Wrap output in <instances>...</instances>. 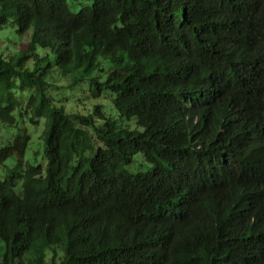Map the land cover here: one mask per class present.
Here are the masks:
<instances>
[{
	"label": "trees",
	"instance_id": "1",
	"mask_svg": "<svg viewBox=\"0 0 264 264\" xmlns=\"http://www.w3.org/2000/svg\"><path fill=\"white\" fill-rule=\"evenodd\" d=\"M9 23L0 264H264V0H0ZM85 76L117 118L47 92Z\"/></svg>",
	"mask_w": 264,
	"mask_h": 264
},
{
	"label": "rangeland",
	"instance_id": "2",
	"mask_svg": "<svg viewBox=\"0 0 264 264\" xmlns=\"http://www.w3.org/2000/svg\"><path fill=\"white\" fill-rule=\"evenodd\" d=\"M92 0H68L69 7L72 11H78L83 6L88 5L91 3ZM29 38V32L25 33L22 36H18L14 31V25L13 23H9L6 26H2L0 28V53H3L5 55L17 53L20 50L26 48ZM37 53L39 57H42L45 53V51L42 48H37ZM49 62H52L51 55L48 53ZM42 64V63H41ZM109 69V65L104 62L103 64V70L101 71V75L103 78L107 76V71ZM57 80H59V77H57ZM58 86L51 87L49 86L47 89V92L49 95L55 98L57 101V105H64L66 107H71L72 111L75 110H82V112L86 113L90 109L87 108L83 110V107L90 106L96 102H99L102 104V108L104 111L108 114H111L113 117L117 118L116 111L111 104V97H113L112 94L108 92H103L100 94V97L93 98L89 94V85L87 81V76L84 77L81 81H76V83L73 86L65 85V82H57ZM109 94V95H108ZM119 122L126 126L129 124L131 128H133L134 121L133 120H126L122 119L119 120ZM41 124L38 125L36 128H32V133L35 138L32 140V144L30 145V152H33V149L40 150L41 148V140L39 138V135L41 133ZM26 155L29 156V149L26 151ZM14 157L9 158L4 162V165H7L8 167H5L3 164H0V177L3 178L6 173L4 172L6 168H9V170L13 169L15 167L14 164ZM151 164L147 163L142 153L136 152L132 155L131 161L125 165V170L131 174H135L138 172H145L149 169ZM4 248L3 241L0 239V253L2 252Z\"/></svg>",
	"mask_w": 264,
	"mask_h": 264
}]
</instances>
